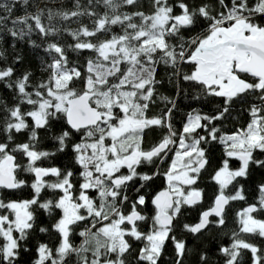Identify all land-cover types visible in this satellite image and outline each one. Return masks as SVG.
I'll list each match as a JSON object with an SVG mask.
<instances>
[{
	"label": "snow or ice",
	"instance_id": "obj_1",
	"mask_svg": "<svg viewBox=\"0 0 264 264\" xmlns=\"http://www.w3.org/2000/svg\"><path fill=\"white\" fill-rule=\"evenodd\" d=\"M190 260L264 264V0H0V264Z\"/></svg>",
	"mask_w": 264,
	"mask_h": 264
},
{
	"label": "trees",
	"instance_id": "obj_2",
	"mask_svg": "<svg viewBox=\"0 0 264 264\" xmlns=\"http://www.w3.org/2000/svg\"><path fill=\"white\" fill-rule=\"evenodd\" d=\"M15 14H16V15H20V14H22V13L20 12V10H17ZM22 47H23V49H24V53H25L26 57H27V58H30V57H31V53H30V50H29V48L27 47V45H22ZM18 67H19V66H18ZM20 70L22 71V70H23V67H20ZM31 70H32L33 72H35L37 76H39L38 62H37V61H35V60H32V61H31ZM160 91H161V93L164 94V95H171V94H173V90H172L171 87L168 86L167 84H166L165 86H163V87L160 89ZM185 103H187V101H183V102H181V105H180V106H181V112L177 113V116H176L177 127L180 126L179 121H180L181 117L183 116V113H184L185 111H187V109L184 108V104H185ZM154 110H155V109H154ZM205 110H207V109H205ZM158 136H159V133H158V132H157V133H153L152 136L149 137V140H150L151 142H154L156 139H158ZM146 146H147V145H146ZM201 186L203 187L204 185L202 184ZM207 191H208V195H209V197H210V196H211V193L214 191V187H210V188H208ZM233 207L236 208V209H239V207H241V205H240V204H234ZM190 219L194 220V219H195V214H193V216H192ZM233 227H235V225H234L233 220H232V215L230 214V216H229L228 228L230 229V228H233ZM224 241L227 242V237H224ZM213 247H215V245H213ZM188 264H194V261L190 260V261L188 262Z\"/></svg>",
	"mask_w": 264,
	"mask_h": 264
}]
</instances>
